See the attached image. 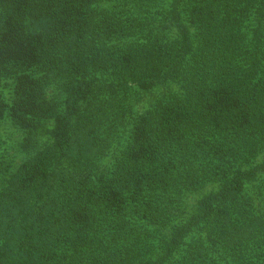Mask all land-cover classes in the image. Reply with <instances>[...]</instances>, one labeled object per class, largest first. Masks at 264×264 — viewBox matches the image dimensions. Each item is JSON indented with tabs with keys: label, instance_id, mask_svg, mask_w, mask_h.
<instances>
[{
	"label": "trees",
	"instance_id": "trees-1",
	"mask_svg": "<svg viewBox=\"0 0 264 264\" xmlns=\"http://www.w3.org/2000/svg\"><path fill=\"white\" fill-rule=\"evenodd\" d=\"M0 264H264V0H0Z\"/></svg>",
	"mask_w": 264,
	"mask_h": 264
},
{
	"label": "rangeland",
	"instance_id": "rangeland-1",
	"mask_svg": "<svg viewBox=\"0 0 264 264\" xmlns=\"http://www.w3.org/2000/svg\"><path fill=\"white\" fill-rule=\"evenodd\" d=\"M4 135L6 136V132H5V130H4Z\"/></svg>",
	"mask_w": 264,
	"mask_h": 264
}]
</instances>
